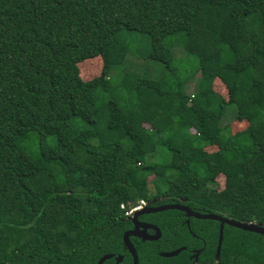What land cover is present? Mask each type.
<instances>
[{"label":"trees","instance_id":"16d2710c","mask_svg":"<svg viewBox=\"0 0 264 264\" xmlns=\"http://www.w3.org/2000/svg\"><path fill=\"white\" fill-rule=\"evenodd\" d=\"M123 31L146 35L166 70L163 41L182 35L195 91L139 79L100 115ZM137 201L264 226V0H0V264H131L121 237ZM138 220L159 237H129L137 264H264L263 236L176 210Z\"/></svg>","mask_w":264,"mask_h":264},{"label":"rangeland","instance_id":"374dc122","mask_svg":"<svg viewBox=\"0 0 264 264\" xmlns=\"http://www.w3.org/2000/svg\"><path fill=\"white\" fill-rule=\"evenodd\" d=\"M118 37L125 42L127 52L121 65L113 67L108 74V90L95 92V104L100 115L105 113L103 107L110 100L116 101L119 104H129L132 102L131 86L139 79L162 80L165 87L172 91L175 90L174 88L177 84H180L183 92L187 95H191L195 91L196 81L199 78L196 70L198 59L193 53L186 52L182 43V35L166 37L163 41L171 57L169 70H166L160 63L147 56L150 53V45L146 35L123 31L118 34ZM208 52L209 50L206 52L209 56ZM100 66L101 63L98 59L84 63L81 66V72H83L82 80L85 81L98 76ZM213 91L226 100L225 89L217 81L213 83ZM234 114V107L228 106L226 108V117L221 121V125L228 126L227 124L231 122V117ZM232 126V132L242 129V126H238L237 128H233ZM122 142L124 141L122 140ZM207 151L209 152V150ZM222 187L223 177L219 175L215 178L214 188L220 190Z\"/></svg>","mask_w":264,"mask_h":264},{"label":"water","instance_id":"95a60500","mask_svg":"<svg viewBox=\"0 0 264 264\" xmlns=\"http://www.w3.org/2000/svg\"><path fill=\"white\" fill-rule=\"evenodd\" d=\"M170 210H176L179 212H182L186 217L193 218L196 220H209V221H215L218 223L219 228H221L222 225H226L235 229H239L245 232L257 234L264 237V226L260 224H252V223H239L236 221H233L229 218H226L224 216H218L215 214H203V213H197L194 212L187 207L183 206L182 204L175 203V204H164L159 205L156 207H146L142 208L136 212H134L129 219L132 224V229L125 231L122 234L121 240L122 244L129 253L131 257V264H137V256L135 253V250L132 246V244L129 241V237H136L144 241H153L156 240L159 237V232L155 226L148 225V224H142L137 221V217L140 215H147V214H155L160 213L164 211H170ZM150 229L153 231V234L150 235L147 233V230ZM220 241V233L218 235V243L215 253V258L217 257L218 253V244ZM183 248H178L173 251L159 253V256L162 258H170L176 256L180 251H182ZM196 256V254L194 255ZM113 256L111 254L103 255L101 256L96 264H102L104 261L111 259ZM122 260L121 256H117L114 258L113 264H119Z\"/></svg>","mask_w":264,"mask_h":264},{"label":"built area","instance_id":"2783aa9c","mask_svg":"<svg viewBox=\"0 0 264 264\" xmlns=\"http://www.w3.org/2000/svg\"><path fill=\"white\" fill-rule=\"evenodd\" d=\"M145 205H146V202H144V201H137V203H136L134 206L130 207L128 210H126V211L124 212V216H125L126 218H129V219H130L131 216H132V214H133L134 212H136V211H138V210L144 208ZM121 208H123V207L121 206Z\"/></svg>","mask_w":264,"mask_h":264},{"label":"flooded vegetation","instance_id":"af4514ba","mask_svg":"<svg viewBox=\"0 0 264 264\" xmlns=\"http://www.w3.org/2000/svg\"><path fill=\"white\" fill-rule=\"evenodd\" d=\"M146 204H147V203H146ZM147 205H148V204H147ZM147 205H145L144 208L149 207V206H147ZM147 215H148V214H147ZM140 216H142V215H140ZM140 216H138V217H140ZM138 217H137V221H138V222H140V223H142V224H148V225H151V224L148 223L147 221L138 220ZM152 226H153V225H152ZM131 229H132V228H131ZM149 231L153 232L152 230L148 229V230H147V233H148ZM135 238H136V237H135ZM194 259H195V257H193V261H194Z\"/></svg>","mask_w":264,"mask_h":264}]
</instances>
